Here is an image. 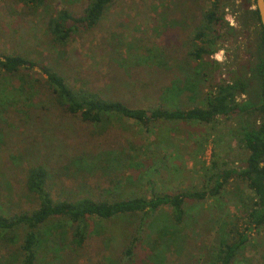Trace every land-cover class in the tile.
<instances>
[{
	"label": "trees",
	"instance_id": "16d2710c",
	"mask_svg": "<svg viewBox=\"0 0 264 264\" xmlns=\"http://www.w3.org/2000/svg\"><path fill=\"white\" fill-rule=\"evenodd\" d=\"M11 1L47 14L44 35L64 53L66 42L93 29L116 0H85L80 11L71 8L77 0L55 9V0ZM179 1L172 0L180 7L172 23L188 35L182 55L118 38L110 79L68 75L57 62L13 49L0 53V171L22 166L25 195L35 200L26 209L1 204L0 264H50L61 255L70 261L63 254L71 252L86 258L93 244L98 264H264V28L253 0ZM236 44L237 52L228 50ZM220 48L224 61L210 60ZM217 118H231L227 129L243 153L237 164L212 162L203 189L124 193L118 169L136 163L132 148L116 141L122 120L150 130ZM243 186L252 197H240ZM230 198L241 204L238 217H221L217 243L200 245L188 202L215 199L220 208ZM115 218L128 222L116 233L123 238L102 224ZM248 249L251 255L243 253Z\"/></svg>",
	"mask_w": 264,
	"mask_h": 264
},
{
	"label": "rangeland",
	"instance_id": "374dc122",
	"mask_svg": "<svg viewBox=\"0 0 264 264\" xmlns=\"http://www.w3.org/2000/svg\"><path fill=\"white\" fill-rule=\"evenodd\" d=\"M84 1L77 0L71 8L80 11ZM173 2L182 3L179 0ZM52 4V9L64 6L62 0H55ZM179 8L175 7L172 0H116L93 29H80L63 46L64 53H57L58 50L44 35L47 14L28 13L22 11L17 2L0 0V53L13 49L37 60L57 62L58 67L64 69L68 75L76 77L84 72H91L92 78L110 79L108 76L113 72L107 74V64L110 57H116L120 52L118 38H138L144 44L155 43L163 46L173 57L182 55L189 39L186 31H179L181 27L177 28L172 23L179 17ZM225 17L237 26L238 17L230 12ZM233 42L234 39L228 44ZM236 47L237 44L229 46L228 50L237 52ZM209 59L219 63L224 61V49H217ZM234 61L235 58L232 59ZM230 122L231 118H217L207 124L195 121L162 122L150 130H144L130 120H122L121 125L116 126L117 135L121 136L116 141L132 148V155L135 157L133 161L136 163L131 168L118 169L122 184L126 186L124 193L134 192L149 196L153 189L174 192L179 189L206 188L210 184L212 162L220 166L224 160L233 159L230 163L235 165L243 156L242 151L235 149V141L227 129ZM7 163L12 165L9 160ZM0 173V206L5 201L10 206L12 204L11 208H16L17 204L24 209L33 206L35 200L25 195L23 189L22 166L12 167L4 175L1 171ZM130 175L134 176L132 180H129ZM252 196V190L241 187L240 197ZM214 200L189 201L187 204L196 228L191 236L196 235L197 242L206 248L216 244L219 239V219L224 217L226 221H230L238 217L241 208L236 198L226 200L220 208H213ZM102 224L106 226L107 234L112 232L114 235L128 227V222L123 218L105 220ZM95 248L93 244V249L89 250L86 258H81L82 254L79 256L78 253L71 252L63 254L70 261L62 262L61 255L58 259L50 258L49 263L98 264L99 261L102 262V258ZM243 253L251 255L252 252L248 249Z\"/></svg>",
	"mask_w": 264,
	"mask_h": 264
},
{
	"label": "water",
	"instance_id": "95a60500",
	"mask_svg": "<svg viewBox=\"0 0 264 264\" xmlns=\"http://www.w3.org/2000/svg\"><path fill=\"white\" fill-rule=\"evenodd\" d=\"M253 1L254 4L252 5V8L257 9L260 23L264 28V0H253Z\"/></svg>",
	"mask_w": 264,
	"mask_h": 264
}]
</instances>
